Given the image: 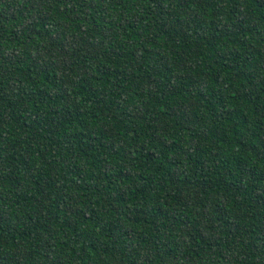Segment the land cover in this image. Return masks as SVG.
Wrapping results in <instances>:
<instances>
[{
  "label": "trees",
  "instance_id": "trees-1",
  "mask_svg": "<svg viewBox=\"0 0 264 264\" xmlns=\"http://www.w3.org/2000/svg\"><path fill=\"white\" fill-rule=\"evenodd\" d=\"M0 264H264V0H0Z\"/></svg>",
  "mask_w": 264,
  "mask_h": 264
}]
</instances>
